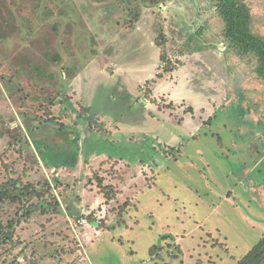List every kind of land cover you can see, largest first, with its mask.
Segmentation results:
<instances>
[{"label":"rangeland","instance_id":"374dc122","mask_svg":"<svg viewBox=\"0 0 264 264\" xmlns=\"http://www.w3.org/2000/svg\"><path fill=\"white\" fill-rule=\"evenodd\" d=\"M160 1L0 0V183L19 178L22 183L41 181L43 185L44 166L36 163L37 157L44 155L42 160L59 163L64 156L61 164L66 165L67 172L60 183L53 182L47 172L52 185L47 192L60 199L78 195L82 204L94 197L85 177L78 181L71 177L74 166L70 163L80 160L79 151L86 147L79 151L65 148L60 153L50 140L52 135L44 130L32 133L31 125L47 115L57 97L67 106L61 89L64 87V93L68 89L61 75L67 79L70 72L74 73L82 54L73 56V49L68 52L77 61L70 67L64 63L63 49L80 47L82 52H89L84 56L91 57L90 50H98L95 46L106 32L105 26L112 27L108 22L131 20L143 7L156 11L155 36L164 37L160 28L164 24L155 9ZM245 1L252 16V33L264 39V0ZM74 32L81 41L73 37ZM143 37L136 41L145 46ZM105 54L100 55L102 60H114L111 52ZM242 60L244 68L237 74L244 76L240 82L246 91L241 92L239 103H229L208 124L214 139L209 140L202 160L188 157L193 153L189 148L183 156L169 149L157 173L155 169L152 172L150 184L135 195L136 207L127 208L120 221L116 204L105 213L98 210L103 219L87 220L88 226L75 232L70 226L65 228L60 215H42L40 200L28 201L38 208L33 209L32 216L21 219L16 215L21 206L5 204L0 207V222L18 224L12 244H0V264H236L264 234V121L253 118L264 117V92L258 89L256 79H247L248 74L251 72L262 85L264 82L254 71L253 59ZM250 88L257 91L253 96L247 91ZM97 113L109 116L101 118L106 122L123 113L122 121L134 122L143 114L137 105L129 108L125 104H116L111 113ZM68 118L58 121L75 120ZM231 138L238 143L235 149L229 144ZM219 141L224 144L223 151ZM111 167L104 171L106 177L115 175ZM57 186L62 189L56 194ZM151 247H156V254H150Z\"/></svg>","mask_w":264,"mask_h":264},{"label":"crops","instance_id":"0c3cea01","mask_svg":"<svg viewBox=\"0 0 264 264\" xmlns=\"http://www.w3.org/2000/svg\"><path fill=\"white\" fill-rule=\"evenodd\" d=\"M155 9L160 12L161 19H158L164 24L160 25L164 37L163 34L155 36L156 11L150 12L148 7H143L142 13L131 20L122 22L118 19L107 23L112 27L105 26L106 32L100 35L95 46L100 51L97 56L98 50H90L91 57L84 56L89 52H82L80 47L71 46L68 51H62L67 61L64 63L70 67L77 63L73 56L82 54V61L74 73L69 71V67L71 74L68 80L64 73L61 75L68 89L65 93L64 87L61 89L67 106L61 97H57L50 109L53 119L35 122L31 127L32 133L44 130L52 135L50 140L54 141L60 153L65 148L73 147L79 151L86 147L79 151L80 160L71 161L70 165L74 166L71 177L75 181L80 176L85 177L92 185L94 197H88L83 204L78 202V195L57 197L67 218L69 215H88L94 210L105 213L108 207L126 201L129 202L127 208L136 207L135 195L150 184L152 172L155 169L157 173L168 150L173 148L183 156L189 148L193 153L188 157L202 160L203 152L210 146L209 140L214 139L208 124L229 103H239L241 92L246 91L240 82L244 76L237 74L243 70L244 60L239 59L223 40V22L211 0H162ZM218 21L221 26H218ZM142 36L145 46L136 41ZM73 37L76 40L82 38L76 32ZM160 38L163 39L161 45L158 43ZM71 49L77 51H73V56L68 53ZM106 52L112 53L113 61L101 59ZM166 60L173 61L168 71ZM255 77L250 72L247 79H256L258 89L264 92V85ZM228 80L234 85L228 84ZM112 85L114 87L107 91ZM247 91L250 96L257 92L255 88ZM116 104H125L129 108L137 105L143 114L134 122L122 121L124 113L109 118V122L102 121L101 118L109 116L104 117L97 112L111 113ZM95 108L99 110L96 112ZM80 109L84 112L80 113ZM67 118L68 122H61ZM253 118L257 121L263 118L264 121L261 115ZM229 140L235 149L237 141L234 138ZM218 145L223 151L224 144L219 141ZM42 158L37 157V161L41 167L44 166L46 178L50 181V173L51 180L60 183L67 172L66 165L61 164L66 157L63 156L59 163ZM108 167L115 171L113 177H106L104 171ZM98 170L104 183L115 187L116 201L106 203L103 195L98 193ZM59 189L62 187L58 186L54 192L57 194Z\"/></svg>","mask_w":264,"mask_h":264},{"label":"trees","instance_id":"16d2710c","mask_svg":"<svg viewBox=\"0 0 264 264\" xmlns=\"http://www.w3.org/2000/svg\"><path fill=\"white\" fill-rule=\"evenodd\" d=\"M211 1L214 3L216 14L223 22V30L221 35L223 40L226 42L227 47L241 59H244V57L252 58L255 63L254 71L264 82V39L252 33V16L246 1ZM166 63V70L168 71L171 67V62L168 60ZM46 114L47 115L41 116L42 119H40L38 123L53 119L51 111L46 112ZM170 153L172 152L170 151ZM36 163L38 164V161ZM38 168L42 171L41 167L38 166ZM18 179L19 178H8L7 180H4L0 183V207L7 203L21 206V212L16 214L20 219L23 217L32 216V213L34 212L33 209L38 208V204H35L34 202L30 204L28 201L37 199V201L40 200V213L42 215H45L46 213L49 215L54 214V216L58 217L60 215V217H62V221H64L66 229H68V226L71 227L72 222H75L76 219L81 217H85L88 221H94L95 218H92V215L90 214L69 215L68 218L66 216H61L63 213L60 209L58 199L52 194V192H47L49 185L51 187L52 185L46 177V182L43 185L41 181H37V183L34 184L27 180L22 183V181H19ZM96 186L98 188V193L103 195L106 203L110 201H116L117 192L115 187L104 183V178L101 177L100 171L97 172ZM126 202L116 205L118 207L116 217L119 218V221L121 220L123 212L129 205H126ZM100 219L103 218H99L98 220ZM17 224L11 221L6 225H3L0 222L1 245L4 246L12 244L15 225ZM99 225L101 227V222H99ZM156 252V247L150 248V254H156ZM236 264H264V234L259 239V241L247 252V254L237 261Z\"/></svg>","mask_w":264,"mask_h":264},{"label":"built area","instance_id":"2783aa9c","mask_svg":"<svg viewBox=\"0 0 264 264\" xmlns=\"http://www.w3.org/2000/svg\"><path fill=\"white\" fill-rule=\"evenodd\" d=\"M89 214L92 215L94 218H98V219L100 218L99 212H95V211L91 212L90 211ZM86 226H88V221L85 217L78 218V219H76L75 222L71 223V227L74 230V232L77 228H82V227H86Z\"/></svg>","mask_w":264,"mask_h":264}]
</instances>
